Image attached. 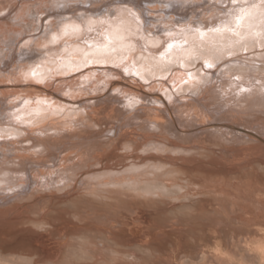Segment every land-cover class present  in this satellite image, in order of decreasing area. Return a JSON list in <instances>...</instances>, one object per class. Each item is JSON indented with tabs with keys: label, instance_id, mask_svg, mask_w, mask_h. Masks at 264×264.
I'll use <instances>...</instances> for the list:
<instances>
[{
	"label": "bare ground",
	"instance_id": "obj_1",
	"mask_svg": "<svg viewBox=\"0 0 264 264\" xmlns=\"http://www.w3.org/2000/svg\"><path fill=\"white\" fill-rule=\"evenodd\" d=\"M203 2L205 4L201 5ZM168 18L171 20L167 21ZM172 21L175 27L170 28L169 26ZM158 23L163 27L161 30L154 28V26H159ZM0 43H3L2 45L0 44V56H10L9 59L6 58L8 61L0 59V139L4 140L7 136H15L16 138L26 134V136L23 135V138L19 140L0 141L1 148H10L7 151H3L2 149V156L7 154L11 158L6 160L4 156L3 159H0V193L22 185L26 181L23 182L22 179L31 176L32 170L27 168V163L32 160L31 158H34L31 161L32 163L44 165L46 163L44 161L47 158L50 160L51 156L57 154V150H60V148H58L56 141L62 140L59 137V133L63 131H69L70 133L72 129H79L81 123L90 127L105 124L106 126L104 128L101 127L98 131L80 130L75 134L69 135L68 141L74 138L73 140L76 141H72L74 143L72 144L79 149L75 155L76 161L72 158L73 162L71 163H66L65 161L63 165L46 167V169L38 167L36 174L34 173V177H36L34 184L36 187L56 188L57 190L64 189L65 191L67 187L77 181V175L95 171L93 170V166L103 163V157L114 148L119 147L131 151L132 154L128 153L125 156L126 158H133V160L128 162L126 166L125 164L120 165V167H118L119 165H105L102 166L104 170L91 173L83 179V183L87 185L85 190L77 195L74 194V197L71 196L74 198L71 201H76L78 205L79 203L80 205L90 204L96 206L100 205V203L119 205L136 203L148 207H153L160 202H179V207H175L177 209L175 211L176 217H172L171 222L169 221L170 223H168L172 229H175L173 232L179 229L187 231L189 233L188 239L195 245V247L193 245V247L186 245L188 246L185 249L187 259L183 257L182 261L188 264L193 263L194 258L200 253L198 249H195L196 244H206V247H210L213 236L218 235L214 234L217 231L224 232V235H228L229 239L231 237L232 239L234 238L233 240L237 239L239 237L237 235H240L243 231L247 235L246 231L248 230L249 232L250 228H253L251 232L254 230L261 232L262 236L264 235V207L261 205V207H257L256 205L259 211L256 213L255 218L260 224L259 227H252L250 218L248 217L241 219V217L224 216L222 217L223 223L217 221L216 217H209L211 211L215 209L223 210L224 208L227 210V208L235 203V197L231 192L234 187L231 186V188L227 186L228 183L227 185L224 183L225 179L229 177L232 179L234 175L242 179L240 182L242 187L240 189L245 198L250 197V200L248 198L249 201L252 198L253 203L254 201L261 200L260 194L264 192V166L248 162L252 160L251 153L247 152V150H251L250 147L244 150L247 152L244 154L249 159L247 160V168L238 169V166L235 164L238 163L241 166V162H237L236 160L233 163V168L222 165L224 163L216 165L213 161H209L210 158H215L213 154L216 148L213 146L217 143H214L213 139L223 142L228 137L223 134L224 131L220 133L219 130L216 131L215 128L210 129L209 126V129L203 127V130L208 132L207 136L210 135V137L205 135V138H209V140L212 138L213 143L210 140L212 144H208L206 139L203 140L204 144L199 143L201 134L198 141L193 140L196 142V144L193 142L195 145L204 147L207 150L198 151L199 147L198 149L196 148L197 151L191 153L194 157L176 156V152L184 153L188 149L187 147V149L185 148L186 145L184 146L182 145L183 143H180L184 138L187 139L186 136L181 137V133L184 131L183 126L191 125L194 129L197 122H201V119H206L205 110H197L191 103L176 105L168 109L146 106L145 108L143 107L144 109L141 112L131 113L125 125L121 126L122 130H126L125 133L122 131L124 134H129L127 131L133 129L136 138H133L134 136L131 135L130 138L133 137L129 140L125 139V142L123 141L124 143L122 144H117L113 140L92 143L87 140L90 144L85 146L86 138L91 134L95 132L100 134L107 130L116 129L118 126L113 120L120 117V112L123 109H119L118 105L115 104L111 110H108L105 105L103 107L100 103L98 105V102H96L97 104L91 108L89 107V110L88 106L85 107V113L81 110L74 111L73 105L75 103H92L98 96L90 94L84 100L72 96L75 91L81 90L80 92H83L82 88L110 87L118 89L121 95L115 96L114 100L119 103L122 102L124 107L128 105L134 109L137 102L152 100L151 92L146 91L143 86L139 87L138 84L132 85V83L127 82V86H121L118 84L120 81L109 78L111 74L118 75L121 69H124L126 72L140 76L143 80L169 76L168 80L155 82L150 87H158L160 90H164L165 88L169 90L171 88L173 90L174 88L177 89L178 84H181L178 87L179 91H186V89L195 91L196 89H200L202 94H209L210 100L218 106H238V109L235 107L224 109L225 113L222 117H225L229 122L233 121L234 124L235 122L240 123L242 120L248 123L259 122L264 127V115L260 114L264 113V68L263 70H257L255 63L253 64L254 67L251 64L253 60L256 61L255 59H257L259 62H263L262 65L264 66V0H0ZM242 52H254V54L251 53V57H246ZM240 58H243L248 63L244 64V61ZM228 59L229 61L226 62ZM10 62L12 64L7 67L6 64ZM227 63L230 69L227 70L225 67L222 69L221 67L224 64L227 65ZM104 64L120 66L121 69L103 67L96 74V80L94 78L81 79L82 77L89 76V73L91 75L96 73V69V71L91 70L88 73L74 75L84 68H98L99 65L101 67ZM199 65L201 66L197 68ZM178 66L183 68H177ZM232 66L235 68H231ZM214 67L218 69V79L221 81L216 90L214 89L215 91L212 89L216 84L210 86L214 75L212 74V77L209 74L210 72L213 73ZM126 72H121V74H125ZM71 74L74 75L71 78L64 77L63 79L59 76ZM60 78L62 79L55 89L52 90L51 86ZM25 80L29 81L25 82ZM23 81L25 83H22ZM173 82H177L178 84L172 85ZM202 83H205V87ZM112 89L108 88L109 91ZM167 94L169 95V93ZM100 99L103 100L102 98ZM198 102L201 104V99ZM218 110L211 109V111L220 113ZM90 111L93 113H90ZM209 119H211V116ZM257 123H254L255 126ZM5 124L7 127L2 126ZM241 125L243 124L241 123ZM253 127L249 125V128ZM151 129L153 130L151 131ZM154 129H159V131ZM140 130H144L145 133H140ZM50 131L58 133L57 137L60 139L49 135ZM32 133L36 134L33 135ZM170 135H174L177 142L172 143ZM27 139L33 141L31 147H38L39 151L36 152L35 150L30 154H26L24 151H27L31 147L20 146L19 143ZM118 139L121 140L122 138ZM247 141L250 140L247 139ZM190 143L192 142L190 141ZM236 143H239V141ZM171 145L175 146L172 147ZM235 145L239 146L238 144ZM250 145L252 143L248 144V146ZM218 146H224V143ZM242 146H244V143ZM137 150H140L144 154L135 155L134 153ZM233 150L236 151L235 149ZM172 152L176 155H172ZM162 153L165 154L162 155ZM196 153L201 155L195 157ZM203 154L204 157L202 156ZM235 154L238 155V152ZM66 155L65 157H67ZM72 155L74 156V154ZM222 157L223 159H230L227 153ZM236 157L234 156V159ZM136 158L139 160H136ZM72 160L71 158L69 159V161ZM216 160H219V158H216ZM9 163L13 165H9ZM230 167L232 166L230 165ZM28 171L29 173H27ZM34 177L32 175V178ZM59 183H63V185L60 187L56 186ZM32 186L34 187V185ZM36 187L29 194L26 193L22 197L16 196L18 198L17 201L22 198L24 200L27 199L30 203V205L27 204L26 209L17 208L15 210L17 212L16 219L19 215L25 214V216L21 217L26 222L32 223L33 227L40 226L41 224H46L43 226L47 227V224H53L54 221H57L52 212L62 211L61 209L72 210L76 216L83 220L88 217L85 209L70 207L72 206V202L68 201L69 197L53 200L49 198L43 199L39 203L35 202ZM38 191H40L39 188ZM199 194L204 195L206 199H199L202 202L198 203H196L197 200H191L193 195ZM3 199H5V196H3ZM46 208H48V211H46ZM178 208L180 209L178 210ZM0 209L3 210V207H0ZM39 209L44 212L42 219L29 215L30 213H37ZM216 210L214 212L218 213ZM8 213V209L6 212L1 211L0 216H5ZM179 213L183 214V216H180ZM67 215L65 214V217ZM226 215L228 214L226 213ZM231 215L233 216V214ZM21 217L18 219H22ZM138 217H142L145 220L147 215L144 211L140 210ZM167 218L169 217L165 219ZM7 220H10V218ZM153 220L158 222L161 220V217H154ZM23 221L20 223L25 225ZM2 223L0 222V224ZM13 223L12 225L9 222L4 223L3 225L7 224L6 228L2 225L4 228H1L0 231L2 232L0 234L4 233L3 231L6 234L8 230L5 229L10 230V228H14V225L16 226L17 223H14V225ZM23 225L19 226L30 230L26 225ZM32 226L31 229L35 231L37 228L33 229ZM21 227H19V230ZM53 229L46 230L45 228L46 232L39 235H36L32 230L31 233L26 234L28 231H23V228L22 231L14 229L12 231L14 234L12 232H10L11 234L9 233L11 235V237L9 236L11 243L8 246L15 249L11 252L18 251L17 253H19V249L21 250V248L25 247H30L33 250L36 249L45 257L41 259V262H45L44 264H145L144 262H151L152 264L154 258H158L155 255L153 258L141 254L136 248L137 246H147L148 244L145 241L149 238L151 240V236L143 235L141 229L133 230V234L130 236V246L134 248L132 251L134 260L132 262L127 261V259L125 261L129 250L121 248V245L124 244L122 240H124L123 238L127 234L111 233L112 238L116 242V246H114L109 239L103 238L100 242L98 241L99 239L95 240L89 234H83L82 241L68 238L65 241L63 239L57 242L55 241L57 239H52V237L54 238ZM63 230L64 234L68 233L67 229ZM162 232L165 234L166 231L162 230ZM185 232L181 231V233ZM51 234L52 236H50ZM170 235L172 238L175 236L173 234ZM184 235L183 237H185ZM243 237L245 240L244 235H242ZM251 238L255 239L253 234ZM251 238L249 239L251 240ZM261 238L259 240L256 238V241L262 242ZM244 240H242L243 243ZM257 242L256 244H259ZM2 243L4 244L5 241L3 240ZM2 243H0V264H35V258L28 256L29 251V253H26L27 255L24 254L25 252L19 253L20 256L17 253H15L16 255L10 252L3 253L4 247L1 246ZM174 245L176 244L174 243ZM239 245L243 247L240 243ZM246 245H248L247 242L245 243ZM70 247L73 248L69 249ZM219 248L215 251L216 253ZM97 251L99 252V255L96 254L98 260L92 261L91 257ZM225 252L229 253V251ZM240 253L242 254L243 252ZM208 257V253H203L201 259ZM46 258L54 259V261L47 262ZM260 258L259 254V257L254 259L258 260ZM239 261L241 262V259ZM245 262L247 263V261ZM200 263L202 262L200 261Z\"/></svg>",
	"mask_w": 264,
	"mask_h": 264
},
{
	"label": "rangeland",
	"instance_id": "obj_2",
	"mask_svg": "<svg viewBox=\"0 0 264 264\" xmlns=\"http://www.w3.org/2000/svg\"><path fill=\"white\" fill-rule=\"evenodd\" d=\"M203 4H205V2H203L201 5H203ZM192 10V9H191ZM176 18H177V16H176ZM171 19L170 18H168L167 19V21H170ZM159 24V26H154V28L155 29H162L163 27H161V24L160 23H158ZM174 25V26H173ZM170 28H173V27H175V24H174V22L172 21V23H171V25L169 26ZM1 44V43H0ZM3 44V43H2ZM1 44V45H2ZM251 53L252 54H254V52H242V54H244L246 57H251ZM249 54V55H248ZM16 55H18V54H16ZM2 57V58H1ZM9 59L10 58V56H0V59H3V60H7V59ZM233 58V57H232ZM231 58V59H232ZM14 59V58H13ZM230 59V60H231ZM241 59V58H240ZM232 60H234V59H232ZM241 60H243V58L241 59ZM256 61H254L253 60V62L251 63L252 64V66L254 67V63H255V68L257 69V70H263V68H264V66L262 65V63H261V61L259 62V60H257V59H255ZM8 61V60H7ZM6 61V62H7ZM229 61V59L226 61V62H228ZM236 61V60H235ZM244 62V64H246V63H248L247 61L245 62V60H243ZM0 62H1V60H0ZM242 62V61H241ZM7 64H9V65H7ZM6 64V66L7 67H9L10 66V64H12V62H10V63H7ZM201 64V63H200ZM250 64V63H249ZM248 64V65H249ZM260 64V65H259ZM3 65V64H2ZM225 65V66H224ZM223 65V67H221L222 69H224V67H225V69H227V70H229L230 69V66H229V64L227 63V65L226 64H224ZM4 66V65H3ZM201 65H199V66H197V68H199ZM227 66V67H226ZM235 66V65H234ZM234 66H232L231 68H235ZM262 66V67H261ZM99 67H100V65H99ZM90 68V67H88V69L87 68H84L83 70H80V71H78V72H76L74 75H77V74H81V73H88V72H91V70L92 71H96V73H94V74H92L91 75V73H89V76H87V77H82L81 79H86V78H90V79H95L96 80V74H98V72L103 68V67H108V68H113V69H121V67L120 66H116V65H112V64H104V65H101V67L100 68ZM116 67V68H115ZM196 67V66H195ZM239 67V66H238ZM240 67H242L241 65H240ZM260 67V69H258ZM177 68H183V67H180V66H178ZM87 69V70H86ZM96 69V70H95ZM100 69V70H99ZM90 70V71H89ZM218 69L216 68V67H214L213 68V73L212 72H210L209 74L213 77V75H214V79H213V81H212V83L210 84V86L213 84V85H215L216 84V86H214V88L212 89L213 91H215L216 90V88H217V86L221 83V81H220V79H218V76H219V73H218V71H217ZM226 70V71H227ZM83 71V72H82ZM121 72H126L124 69H121ZM121 72H120V74H118V75H114V74H111L110 76H109V78H112V79H114L115 81H120V82H118V84L119 85H121V86H127V82L128 83H132V85L134 84V85H137L138 84V86L139 87H144V89L146 90V91H150L151 92V96L153 97L152 98V100H143V101H140V102H137V105H135V107H134V109H133V107H129L128 105L127 106H123L124 104L122 103V102H117L116 100H114L116 97L115 96H121L120 95V93H119V90L118 89H112V88H110V87H91V89H90V87H88V88H82V90H83V92H80L81 90H78V91H75L74 92V94L72 95L73 97H78V99H82V100H84L85 99V97H87L88 95H90V94H92V95H97L98 96V98L100 99V98H102L103 100H101L100 99V102H99V99L97 100V99H95V100H93V102L92 103H87V104H85V103H83V102H77V103H75V105H73V107H74V111H79V110H81L83 113H85L86 112V108L85 107H87L88 108V110L93 106V105H95V104H97L96 102H98V105H99V103L101 104V106H103L104 107V105H105V107H107L108 108V110H111L112 109V106L113 105H115V104H117L118 105V108L119 109H123V110H121V112H120V117L118 118V119H115V120H113V122L114 123H116V125L118 126L116 129L114 128V129H112V130H110V131H104V132H101L100 134L99 133H93V134H91L90 136H88L87 138H86V143H84V145L86 146V145H88V144H90V143H92V142H101V141H103V142H105V141H109V140H113L115 143H119V144H122V143H124L125 142V139L126 140H129V139H131L133 136V138H136V134L134 133V130L132 129V130H129V131H127L129 134H124L125 133V129H123L122 130V128H121V126L123 127L124 125H125V123H126V120H128V118L130 117V115H131V113H133V112H141V110L142 109H144L146 106H156V107H158V108H162V109H168V108H173V106H176V105H180V104H192V105H194L195 107H196V109L198 110H201L202 109V111L203 110H205L204 111V113L207 115V117H206V119H207V122H206V119H201V122L199 121V122H197L196 123V125H195V128L193 129V126H189V125H187V126H183L184 127V131L181 133V137L183 138V136L185 137H187V139H183L182 141H180V143L182 144V145H186L185 146V148L187 149V151H185L184 153L182 152V153H178V152H176V151H174V152H176V154L174 153V152H172L171 154L172 155H176V156H184V157H187V156H189V157H194V155H192L191 153H193V152H195V151H197V149L200 147V146H198V145H195L196 144V142H194L195 140L196 141H198L200 138V134H201V139H202V141H201V139H200V141H198L199 143H202V144H204L203 143V140H205L206 139V142L208 143V144H212L213 142L214 143H217L218 145H220V144H222L223 145V143H224V146H218L217 144H215L213 147L214 148H216V151H215V153L213 154L214 155V157L215 158H210L209 159V161H213L214 163H216V165H221L222 163H224V164H222V165H226V166H228L229 168H233V163L234 162H241V166L238 164V163H236L235 165H237L238 167V169H241V168H247V163L249 162V163H252V164H257V165H259V166H264V127L258 122H251V123H248V122H243V120H242V122H240V123H237V122H235V124H234V122L232 121H230L229 122V120H227L225 117H222V115H224V113H225V111H224V109L226 108V109H228V108H236V109H238V106H218V105H216V104H214L211 100H210V96H209V94L208 95H205V94H202V92H201V90L199 91V90H195V91H190V90H188V89H186V91L184 90V91H179L178 90V87L181 85V84H178L177 82H173L172 83V85H177L178 87H177V89L176 88H174L173 90L171 89V88H169V90L167 89V88H165L164 90H160V88H152V87H150L151 85H153L155 82L156 83H158L159 81H162V80H168L167 78L169 77V76H165V77H154V78H152V79H150V80H143V79H141L140 78V76H138V75H135V74H133V73H130V72H126L125 74H121ZM213 74V75H212ZM74 75H59V76H61L63 79H64V77H67V78H71L72 76H74ZM92 76V77H91ZM62 78H60L59 80H57V81H55L54 82V84L51 86V89L52 90H54L55 89V87L57 86V84L60 82V80L62 79ZM220 78V77H219ZM234 78H236V77H234ZM236 79H238V78H236ZM27 81H29V80H25V82H27ZM135 81V82H134ZM138 81V82H137ZM24 81L22 82V83H25ZM137 82V83H136ZM123 83V84H122ZM125 83V84H124ZM183 83V82H182ZM202 85L205 87V83H202ZM99 88V89H98ZM102 88V89H101ZM108 88L109 89H112V90H108ZM215 89V90H214ZM117 90V91H116ZM211 90V91H212ZM172 91H173V93H172ZM177 91H179V92H177ZM212 91V92H213ZM118 92V93H117ZM182 92V93H181ZM111 93H114V94H111ZM167 93H169V95L167 94ZM170 93H172L171 95H170ZM180 93V94H179ZM101 94H103V95H101ZM101 95V96H100ZM113 95V96H112ZM176 95V96H175ZM184 95V96H183ZM201 95H203V96H201ZM204 96H206V97H204ZM84 97V98H83ZM180 99H179V98ZM185 97V98H184ZM199 97H200V99H201V104H200V102H198V101H200V99H199ZM113 98V99H112ZM157 98H160V99H157ZM176 98H178L177 100H176ZM202 98H203V100H202ZM208 98V99H207ZM106 99V101H104ZM112 100H114V101H112ZM171 100H174V101H171ZM205 100H206V102H205ZM149 101V102H148ZM193 101V102H192ZM173 102V103H172ZM83 103V104H82ZM202 103H203V105H202ZM167 104V105H166ZM197 104H198V106H197ZM79 105H80V107H79ZM201 105H202V107H201ZM110 106V107H109ZM77 107V108H76ZM81 107H83V108H81ZM90 107V108H89ZM122 107V108H121ZM139 107H141V108H139ZM144 107V108H143ZM198 107V108H197ZM221 107H223V108H221ZM85 108V109H84ZM127 108H129L128 110H127ZM214 108V109H213ZM211 109L212 110H218V111H220V113L219 112H214V111H211ZM130 110V111H129ZM210 110V111H209ZM128 111V112H127ZM211 112V113H210ZM213 112V113H212ZM90 113H93L92 111H90ZM218 113V114H217ZM261 115H264V113H260ZM125 115V116H124ZM129 115V116H128ZM127 116V117H126ZM210 116H211V119H209L210 118ZM214 116V117H213ZM122 117V118H121ZM125 117V118H124ZM219 117V118H218ZM215 118V119H214ZM221 118H223L221 121H220V119ZM121 121H120V120ZM218 119H219V121H218ZM241 121V120H240ZM203 122V123H202ZM202 123V124H201ZM206 123V124H205ZM225 123V124H224ZM228 125H227V124ZM233 123V124H232ZM237 123V124H236ZM241 123L243 124V125H241ZM254 123H257L256 124V126H255V124ZM230 124H232V125H230ZM238 124H240V125H238ZM247 125V124H249L250 125V127H253V128H249V125H247V126H245V125ZM259 124V125H258ZM31 125V124H30ZM29 125V126H30ZM200 125V126H199ZM203 125V126H202ZM3 127H7L6 126V124L5 125H2ZM106 125L105 124H103L102 126H99V125H94V126H92V127H90V126H88V125H85V124H80L79 125V129L77 128V129H72L71 130V134L69 133V131H63L64 132V135H63V132L62 133H55V132H53V131H50L48 134L49 135H53L54 136V138H61L62 140H59V141H56V144L58 145V148H60V150H57V154L55 155V156H51L50 157V160H49V158H47L44 162H46V163H44V165H41V164H39V163H32L31 161H33V159L34 158H31L32 160L31 161H29L27 164V168H29L30 170H32V172H31V176L30 177H27V178H25V179H22V181L24 182L25 180V182L22 184V185H18V186H16L15 188H13V189H9V190H7V191H4V192H1L0 193V199H2V200H0V207H3V210L2 209H0V212L1 211H5L6 212V210L8 209V211H9V213L7 214V215H5V216H0V222L2 223V224H0V226H2L4 223H6V222H9V224L11 223V225H12V223L15 221H17V220H19L18 218H20L21 216H25V214H22V215H19V217L16 219V216H17V212L15 211V210H17V208H19V209H26L27 208V206L28 205H30V203L28 202V200L27 199H22L21 198V200H19L20 201V203H19V201H17L18 200V198L16 197L17 195H19V196H24V195H26V193L27 194H29L31 191H32V189L34 188V187H36V185L34 184V182H35V178L36 177H34L35 176V174H36V170H37V168L39 167V168H42V169H46V167H55L56 165L57 166H59V165H63V164H65L64 162L66 161V163H71V162H73V160H72V158L74 159V161H76V157H75V155H76V152H78V147H74V143L73 142H75L76 140H73L74 138H72V139H70V141H68V136L69 135H72V134H75L76 132H78V131H87V130H92V131H98V130H100L101 129V127L102 128H104ZM209 126H210V129L211 128H215L216 129V131H218L219 130V132L220 133H222L221 131H224V133L223 134H225L228 138H226L225 139V141H223V142H221V140H215V139H213L214 141L212 142V138L210 139L211 140V142H210V140H209V138L207 139V138H205L206 136H207V134H208V132L207 131H205V130H203L204 128L205 129H209ZM260 126V127H259ZM204 127V128H203ZM218 127V128H217ZM226 127V128H225ZM246 127H248V128H246ZM257 127H259V128H257ZM120 128V129H119ZM197 128V129H196ZM202 128V129H201ZM255 128V129H254ZM120 130V131H119ZM153 129H151V131H152ZM154 130H157V131H159V129H154ZM191 130V131H190ZM198 130V131H197ZM200 130V131H199ZM226 130V131H225ZM124 133H123V132ZM131 131V132H130ZM132 131H133V133H132ZM187 131V132H186ZM229 133H228V132ZM53 132V133H52ZM118 132V133H117ZM188 132H189V134H188ZM194 132V133H193ZM195 132H197L196 134H195ZM201 132V133H200ZM244 132V133H243ZM260 132V133H259ZM140 133H142V134H144L145 133V131L143 130H140ZM194 134V136H196L195 138H194V136H193V134ZM33 135H35L34 133H32ZM121 134V135H120ZM199 134V135H198ZM204 136H203V135ZM230 134V135H229ZM24 136H26V134H23ZM22 135V136H23ZM59 135V137H57ZM63 135V136H62ZM66 135V136H65ZM125 137H124V136ZM128 135V136H127ZM131 135H133L131 138H130V136ZM187 135H189V136H187ZM206 135V136H205ZM225 135H223L224 137H225ZM229 135V136H228ZM234 135V136H233ZM22 136H20V137H16L15 138V136H7L6 137V139H4V140H1L0 139V141H7V140H9V141H11V140H19V139H22L23 137ZM65 136V137H64ZM99 136V137H98ZM120 136V137H119ZM122 136V137H121ZM190 136H192V137H190ZM203 136V137H202ZM231 136V137H230ZM236 136V137H235ZM252 136V137H251ZM14 137V138H13ZM97 137V138H96ZM126 137H128V138H126ZM189 137V138H188ZM207 137H210V135L209 136H207ZM233 137V138H232ZM235 137V138H234ZM237 137L239 138L238 140H237ZM59 138V139H60ZM81 138H83V136H81ZM114 138H115V140H114ZM118 138H122V139H124V140H120V139H118ZM191 138V139H190ZM193 138V139H192ZM90 139V140H89ZM93 139V140H92ZM170 139L172 140V143H175V142H177V140L175 139V136L174 135H170ZM230 139H231V141H230ZM236 139V140H235ZM247 139H249L250 141H247ZM90 141V143L88 142V141ZM191 141L192 143H193V145H192V143H190V141L187 143V141ZM194 140V141H193ZM233 140H235L236 142H238L239 141V143H236L235 141H233ZM252 140V141H251ZM254 140V141H253ZM68 141V142H67ZM73 141V142H72ZM118 141V142H117ZM124 141V142H123ZM174 141V142H173ZM217 141V142H216ZM219 141V142H218ZM71 142V143H70ZM230 142H231V144H230ZM242 142V143H241ZM73 143V144H72ZM220 143V144H219ZM233 143V144H232ZM243 143H244V146H242L243 145ZM250 143H252V145H250V146H248V144H250ZM32 144H33V141H31L30 139H27V140H25V141H22L21 143H19V145L20 146H26V147H31L32 146ZM189 144V145H188ZM225 144H226V147H225ZM229 144V145H228ZM235 144H238L239 146L237 147ZM241 144V145H240ZM188 145V146H187ZM195 145V146H194ZM232 145V146H231ZM247 145V146H246ZM172 147L173 146H175V145H171ZM184 146H183V148H184ZM234 146V147H233ZM73 147V148H72ZM192 147V148H191ZM195 147V148H194ZM236 147V148H235ZM250 147V149L251 150H247V149H245V148H249ZM254 147V148H253ZM63 148V149H62ZM182 148V147H181ZM197 148V149H196ZM203 148V149H202ZM229 148V150H227ZM2 149H3V151L5 150V151H7V149H10V148H1L0 147V159L2 158H4V156L6 157V160L8 159H11L10 158V156H8L7 154L5 155L4 154V156H2L3 154L1 153V151H2ZM34 149V150H33ZM38 149V150H37ZM189 149H191V150H189ZM206 149V148H205ZM205 149H204V147H200V149H198V151L200 150V151H205ZM233 149H235L236 151H234ZM36 150V152L37 151H39V148L37 147H31V148H29L27 151H24L26 154H30L31 152H33V151H35ZM189 150V151H188ZM207 150V149H206ZM221 150H223V151H221ZM244 150H247V152H249V153H251V159L252 160H249L248 159V157L245 155L247 152L246 151H244ZM2 151V152H3ZM156 152V151H155ZM225 152V153H224ZM238 152V155L237 154H235V153H237ZM243 152V153H242ZM128 153H130V154H132V152L131 151H127V150H125V149H121V148H119V147H117V148H114L111 152H109V153H107V155H105L104 157H103V163H100V164H96V165H94L93 167V170H95V171H102V170H104V168L102 167V166H114V165H116V166H118V167H120V165H122V164H125V166L126 165H128V162H130V161H132L133 160V158H126V154H128ZM144 154L143 152H141L140 150H137V151H135V155H140V154ZM156 153H158V152H156ZM174 153V154H173ZM189 153V154H188ZM227 153V156L228 157H230V159L228 158V160L227 159H223V157L222 156H224L225 154ZM230 153V154H229ZM245 153V154H244ZM64 154V155H63ZM67 154V155H66ZM72 154H74V156L72 155ZM165 153H162V155H164ZM181 154V155H180ZM222 154V155H221ZM244 154V155H243ZM65 155L67 156V157H65ZM68 155H70V156H68ZM199 155H201V154H199ZM197 153H196V155H195V157L196 156H199ZM7 156H8V158H7ZM33 156H37V155H33ZM61 156H62V158H61ZM72 156V157H71ZM203 157H204V154L202 155ZM234 156L236 157L235 159H234ZM201 157V156H200ZM71 158V160L72 161H69V159ZM202 158V157H201ZM216 158H219V160H216ZM67 159V160H66ZM135 159V158H134ZM208 159V158H207ZM231 159H234V160H231ZM240 159H242V160H240ZM136 160H139L138 158H136ZM236 160V161H235ZM247 160H249L248 162H247ZM50 161H51V163H50ZM217 161V162H216ZM32 163V164H31ZM59 163V164H58ZM228 163V164H227ZM230 163H232V164H230ZM9 165H13V164H11V163H9ZM230 165L232 166V167H230ZM36 168V169H35ZM92 168V167H91ZM90 168V169H91ZM28 169V170H29ZM35 169V170H34ZM34 171V172H33ZM95 171H91V172H86L85 174H79V175H77V181H75V182H73L72 183V185H70L69 187H67V189L64 191V189L63 190H57L56 188H44V187H41V186H37L36 188L37 189H35V199H36V201L35 202H41L43 199L45 200V199H49V198H51L50 200H53V199H65V198H68V201H71V199L74 197V194L75 195H77L78 193H80V192H83L84 190H85V188H86V184H84L83 183V179L84 178H86L88 175H90L91 173H93V172H95ZM27 173H29V171L27 172ZM26 173V174H27ZM35 173V174H34ZM15 174V173H14ZM28 176H29V174H27ZM32 175H33V177L34 178H32ZM237 175H234L233 176V178L231 179V177H229V178H227V179H225V181H224V183H226V185H227V183H228V185L227 186H232V187H234L233 188V190H231V192H232V194L234 195V197H235V200L236 201H234L235 203H238V204H233L231 207H229V208H227V210L224 208L223 210H216L218 213H216V212H214L215 210H213V211H211L210 213H209V217H216V219H217V221H219V222H221V223H223L224 222V220L222 219V217H228V216H230V217H241V219L243 218V217H248V218H250V224L252 225V227H259V223L257 222L258 220L255 218L256 217V213H258V211H259V209L257 208V207H261V206H263L264 207V192L263 193H261L260 194V199L261 200H257V201H254V203H253V199L251 198V201H249L250 200V197H248L249 198V200H248V198H245L244 196H243V194H242V191H241V187H242V185H241V178H239L238 176L236 177ZM236 177V178H235ZM29 178V179H28ZM229 180H231V181H229ZM236 183V184H235ZM26 184V185H25ZM32 185H34V187L32 186ZM61 185H63V183H59V184H57L56 186H61ZM85 186V187H84ZM55 187V186H54ZM231 187V188H232ZM38 188H39V190L40 191H38ZM52 189H53V191H52ZM36 190H37V192H36ZM56 190H57V192H56ZM63 191V192H62ZM16 194V195H15ZM53 194V196H51ZM60 194V195H59ZM6 195H8V196H6ZM43 195V196H42ZM56 195H59V196H56ZM3 196H5V199H3ZM61 196V197H60ZM71 196H73V197H71ZM242 196H243V198H242ZM54 197V198H53ZM57 197H59V198H57ZM206 199V197L204 196V195H201V194H199V195H193L192 197H191V200H197V202L196 203H198V202H202L201 200H204V199ZM20 199V198H19ZM70 199V200H69ZM74 199V198H73ZM72 199V200H73ZM89 201H91L89 198H87ZM199 199H201V200H199ZM244 200V201H243ZM15 202H16V204H15ZM26 202H28V203H26ZM72 202V206H70L71 208H74V209H78V208H83V209H85L86 210V214H87V216L88 217H86L84 220L83 219H81L80 217H78V216H76L75 215V213H74V211H72V210H69V211H67V210H63V209H61L62 211H54V212H52V215H54V217H56V219H57V221L55 222V224H54V222H53V224H47L48 226L47 227H45V226H43V225H46V224H41L40 226H35L37 229H35V227H33L31 224L32 223H30L29 221V223L28 222H26L22 217V219L24 220H22V219H20L19 221H17L15 224H16V226L14 225V223H13V225H14V228L12 227V228H10V230L9 229H5V230H8V232L5 234V231H3L4 233H1L0 234V243H2L3 242V240L5 241V243L4 244H6V245H4L3 243L1 244V246H3L4 248H3V253H5V252H7V253H12V254H14V255H16L15 253H17L16 251L15 252H11V251H14L15 249L14 248H11L10 246H8L10 243H11V239H9V236L11 237V235H9V233L10 232H12L14 229H18L17 231H22V228H23V231L25 230H27L26 228L24 229V227H21V226H19V225H23V224H21L22 223V221H23V223L28 227V229H30V230H27L28 232H26V234H28L29 232L31 233L32 231L33 232H35V234L36 235H39V234H42V233H44V232H46V230H52L53 228V230L56 232H54L53 231V233L54 234H56V235H54L53 233V236H54V238L52 237V239H57V240H55V241H57V242H60V241H62L63 239V241H65L66 239H68V238H72V239H74V240H79V241H82V239H83V234H85V235H88L89 234V236H92V237H94V239L96 240V239H99L98 241H102L101 239H103V238H106V239H109L113 244H114V246H116V242H115V240L112 238V234L111 233H115V234H123V235H126L125 236V238H123L124 240H122L123 241V245H121L122 247L121 248H126V249H128L129 251H128V253H127V257L125 258V261H126V259H127V261H129V262H132V260H134V256L132 255V251H133V249L134 248H132V246H130L131 245V241H130V239H131V237L130 236H132V234H133V230H136V229H141V231H143V235L145 234V236H151V240H150V238L149 239H147L145 242H147V246H137L136 248L138 249V251H139V253H141V254H145V255H148V256H151V257H153L154 258V255H155V257H158V258H154V261H152V264H188V263H186L185 261H182L184 258L183 257H185V259H187L186 258V253H185V249L188 247V246H190V247H195V245L188 239V237H189V233H187V231L185 232L184 230H176V232H177V234L175 235V233L176 232H173V230H175V229H172L171 228V225H169V223L171 222V218L172 217H176L175 215H176V213H175V211H177V209H175V207H179L178 205V203L179 202H170V203H167V202H160V203H158V204H156V205H154L153 207H148V206H144V205H140V204H136V203H131L130 205H125V204H111V203H107V204H105V203H100V205H98V206H96V205H88V204H85V205H80V203H79V205L77 204V202L76 201H71ZM244 202V203H243ZM26 203V204H25ZM251 203V204H250ZM3 204V205H2ZM22 206H21V205ZM28 204V205H27ZM241 204V205H240ZM243 204V205H242ZM253 204V205H252ZM20 205V206H19ZM26 205V206H25ZM106 205V206H105ZM236 205H237V207H236ZM249 205H252V206H249ZM256 205H257V207H256ZM261 205V206H260ZM9 206V208H7ZM10 206H14V207H12V208H14L13 210H12V208L10 207ZM235 206V207H234ZM242 206V207H241ZM25 207V208H24ZM239 207H241V208H239ZM234 208V209H233ZM237 208V209H236ZM248 208H249V210H248ZM252 208V209H251ZM255 208H256V210H255ZM5 209V210H4ZM9 209H11V210H9ZM18 209V210H19ZM164 209V210H163ZM171 209V210H170ZM180 208H178V210H179ZM140 210H142V211H144L145 213H146V215H147V217L145 218V220H144V218H142V217H138V212L140 211ZM168 210V211H167ZM252 211V213H251V211ZM38 212L37 213H30L29 215H31V216H33V217H38V218H40V219H42L43 218V215H44V212L41 210V209H39V210H37ZM40 211V212H39ZM46 211H48V208H46ZM228 211H229V213H228ZM41 212H43V213H41ZM60 212V213H59ZM219 212H221L220 213V215H219ZM224 212H226L228 215H226V213H224ZM62 213H64V214H62ZM152 213V214H151ZM155 213V214H154ZM175 213V214H174ZM211 213H212V215H211ZM43 214V215H42ZM65 214H68L66 217H65ZM222 214H223V216H222ZM231 214H233V216L231 215ZM11 215V216H10ZM35 215V216H34ZM40 215V216H39ZM42 215V216H41ZM58 215V216H57ZM60 215V216H59ZM63 215V216H62ZM90 215H91V217H90ZM98 215V216H97ZM102 215V216H101ZM179 215L180 216H183V214H181V213H179ZM218 215V216H217ZM240 215V216H239ZM252 215H253V218H252ZM255 215V216H254ZM251 216V217H250ZM8 217V218H7ZM152 217H153V219H154V217H161V220L160 221H155V220H153L152 219ZM166 217H169V218H167V219H165ZM218 217V218H217ZM220 217V218H219ZM3 218V219H2ZM10 218V220H7V219H9ZM62 218V219H61ZM65 218V219H64ZM70 218V219H69ZM68 219V220H67ZM253 219V220H252ZM13 220V221H12ZM168 220V221H167ZM6 221V222H5ZM170 221V222H169ZM21 222V223H20ZM63 222V223H62ZM153 222V223H152ZM169 222V223H168ZM57 223V224H56ZM19 224V225H18ZM62 224V225H61ZM153 224H155V225H153ZM7 225V224H6ZM6 225H3V226H5V228H6ZM25 225H23V226H25ZM0 227V230H1V228H4V227ZM31 226H32V228L33 229H35V231L34 230H32L31 229ZM161 226V227H160ZM19 227H21L20 228V230H19ZM44 229H43V228ZM50 227V228H49ZM113 227V228H112ZM159 227V228H158ZM38 228H39V231H38ZM45 228H46V230H45ZM47 228H49V229H47ZM116 228V229H115ZM119 228V229H118ZM157 228V229H156ZM161 228V229H160ZM174 228V227H173ZM63 229H67L66 231L68 232L67 234H64V230ZM131 229V230H130ZM154 229H156V230H154ZM171 229V230H170ZM251 229V230H250ZM249 229V232H248V230L246 231L248 234L246 235V233L244 234V231L243 232H241V233H243L242 235H244L245 236V240H244V237L242 238V235H241V233H240V235H237V236H239L240 237V239H239V237L237 238L238 239V242L236 243V241H237V239L235 238V240H233L232 239V237L229 239V237H227L228 235H224V232H221V231H217V232H215L214 234H218V235H214L213 236V238H212V241H211V245H210V247H206L205 245H198V244H196V248L195 249H198L199 251H200V253L194 258V262L193 263H190V264H262V262L264 263V249H263V247L264 246H262V245H264L263 243H264V235L262 236V234H261V232H256V231H254L253 230V232H251L252 231V229L253 228H250ZM2 230H4V229H2ZM32 230V231H31ZM109 230V231H108ZM114 230V231H113ZM162 230L163 231H166L165 232V234H163V232H162ZM169 230V232L171 231V232H173V233H169V232H167ZM16 230H15V232H17ZM131 231H132V233H131ZM181 231H183V232H185V233H181ZM0 232H2V231H0ZM145 232H147V233H145ZM178 232H180L179 233V235H178ZM189 232V231H188ZM255 232H256V234H255ZM25 233V232H24ZM38 233V234H37ZM161 233V234H160ZM223 233V234H222ZM260 235H258V234ZM264 233V232H263ZM11 234V233H10ZM12 234H14V232H12ZM52 234L50 235V236H52ZM170 234H173V235H175V236H173V238L171 237V235ZM185 236V237H183V235ZM186 234H187V238H186ZM221 234V235H220ZM253 234V237L255 238V239H253V238H251V235ZM35 235V236H36ZM255 235H257V236H255ZM88 236V237H89ZM110 236V237H109ZM177 236V237H176ZM218 237V238H216V237ZM248 236H250V237H248ZM259 236V237H258ZM2 237V238H1ZM96 237V238H95ZM169 237H170V239L172 240H170L169 239ZM263 239H262V238ZM84 238H86V237H84ZM160 238V239H159ZM249 238H251V240L249 239ZM256 238H257V240H259L260 238H261V240H262V242L261 241H256ZM6 239H8L7 241H6ZM14 239V238H13ZM125 239H127L126 241H125ZM157 239V240H156ZM159 239V240H158ZM166 239V240H165ZM244 240V243L242 242V240ZM225 240V241H224ZM233 240V241H232ZM246 240H249V241H246ZM255 240V241H254ZM97 241V242H98ZM125 241V242H124ZM158 241V242H157ZM173 241H176V242H173ZM231 241V242H230ZM235 241V242H234ZM247 242V244L248 245H250V246H248V245H246L245 246V243ZM251 241V242H250ZM252 241H254L253 243H252ZM9 242V243H8ZM129 242V243H128ZM148 242H150V243H148ZM228 242V243H227ZM242 242V243H241ZM250 242V243H249ZM256 242L257 243H261V245H259V244H256ZM8 243V244H7ZM166 243V244H165ZM174 243L176 244V245H174ZM225 243V244H224ZM237 245H236V244ZM239 243L241 244V246H243V247H245V248H243V247H240V245H239ZM251 243H252V245H251ZM191 244V245H190ZM235 244V245H234ZM243 244V245H242ZM256 244V246H254ZM178 245H179V247H178ZM186 245H188V246H186ZM193 245V246H192ZM259 245V246H258ZM221 246V247H220ZM249 247V249H248V247ZM96 247V246H95ZM148 247V248H147ZM150 247V248H149ZM157 247V248H156ZM165 247V248H164ZM181 247H182V249H181ZM213 247V248H212ZM220 247V248H219ZM222 247H223V249H222ZM247 247V248H246ZM251 247V248H250ZM8 248V249H7ZM73 247H70L69 249H72ZM212 248V249H211ZM219 248V250L217 251V253L215 252L217 249ZM235 248V249H234ZM241 248V249H240ZM228 249V250H227ZM244 249H246L245 251H244ZM251 249H252V251H251ZM255 249V250H254ZM262 249V250H261ZM140 250H142V251H140ZM146 250V251H145ZM202 250V251H201ZM224 250V251H223ZM254 250V251H253ZM256 250H257V252H256ZM261 250V251H260ZM30 253H29V252ZM37 251L38 250H36V249H32V248H30V247H25V248H21V250L19 249V253L20 254H22V253H24V254H26V253H29L28 254V256H33L32 258H35V260H34V262H35V264H44L45 262L43 261V262H41L42 260L41 259H44L45 257L42 255V253L41 252H39L38 251V253H37ZM143 251H144V253H143ZM222 251V252H221ZM225 251H229V253L227 254ZM233 252V254H232V252ZM153 252H154V254H153ZM223 252H224V254H223ZM240 252H243L242 254L240 253ZM246 252V253H245ZM254 252V253H253ZM19 253H17L18 255H19ZM169 253V254H168ZM203 253H208V255H209V257L208 258H204V259H201V256H202V254ZM257 253V254H256ZM99 255V252L97 251V252H95L94 253V255L91 257V260L92 261H96V260H98V258H97V255ZM153 254V255H152ZM221 256H220V255ZM228 256H227V255ZM245 254V255H244ZM256 254V255H255ZM259 254H260V259H258V260H255V259H257L258 257H259ZM27 255V254H26ZM122 256L124 255V254H121ZM196 255V254H195ZM201 255V256H200ZM225 255V256H224ZM229 255H233V256H229ZM235 255H236V257H235ZM243 255H244V257H243ZM255 255V256H254ZM20 256V255H19ZM125 256V255H124ZM226 256H227V258H226ZM23 257V256H22ZM226 259H225V258ZM230 257H232V258H230ZM235 259H234V258ZM241 257V258H240ZM255 259H254V258ZM132 258V259H131ZM173 258V259H172ZM241 259V262L239 261L240 259ZM164 259V260H163ZM247 261V263L244 261ZM247 259V260H246ZM46 260H47V262H53L54 261V259H49V258H46ZM203 260V261H202ZM233 260V261H232ZM158 261V262H157ZM174 261V262H173ZM200 261L202 262V263H200ZM205 261V262H204ZM243 261V262H242ZM254 261H256V262H254ZM145 264H151V262L150 263H148V262H144ZM140 264H143V263H140Z\"/></svg>",
	"mask_w": 264,
	"mask_h": 264
},
{
	"label": "crops",
	"instance_id": "obj_3",
	"mask_svg": "<svg viewBox=\"0 0 264 264\" xmlns=\"http://www.w3.org/2000/svg\"><path fill=\"white\" fill-rule=\"evenodd\" d=\"M259 264V263H258ZM264 264V263H263Z\"/></svg>",
	"mask_w": 264,
	"mask_h": 264
}]
</instances>
